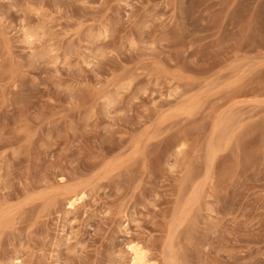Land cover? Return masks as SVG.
I'll return each mask as SVG.
<instances>
[{"label": "rangeland", "instance_id": "1", "mask_svg": "<svg viewBox=\"0 0 264 264\" xmlns=\"http://www.w3.org/2000/svg\"><path fill=\"white\" fill-rule=\"evenodd\" d=\"M263 83L264 0H0V264H264Z\"/></svg>", "mask_w": 264, "mask_h": 264}, {"label": "bare ground", "instance_id": "2", "mask_svg": "<svg viewBox=\"0 0 264 264\" xmlns=\"http://www.w3.org/2000/svg\"><path fill=\"white\" fill-rule=\"evenodd\" d=\"M258 82V81H257ZM251 84V83H250ZM257 84V83H256ZM264 84V83H263ZM252 86V85H251ZM254 86V84H253ZM258 87V86H257ZM262 87V86H261ZM247 88V87H246ZM255 88V87H254ZM264 89V88H263ZM261 90V89H259ZM254 91V90H253ZM256 91V90H255ZM239 92V90H238ZM252 92V91H251ZM261 94V93H260ZM189 106V105H188ZM232 122V121H231ZM226 124V123H225ZM224 124V125H225ZM230 124V123H229ZM229 128V127H228ZM225 129V128H224ZM231 129V128H230ZM228 131V130H227ZM226 133V132H224ZM226 135V134H225ZM222 137V136H220ZM223 140V139H222ZM228 142V139H227ZM215 146V145H214ZM220 149V147H219ZM194 173V172H193ZM198 176V175H197ZM195 178V177H194ZM196 180V179H195ZM195 183V181H193ZM186 184V183H185ZM187 186V185H186ZM189 187V186H188ZM197 187V186H196ZM191 189V188H190ZM79 190V189H78ZM76 192V191H75ZM84 192H76L72 194L70 197L69 206L73 207L79 200L83 199ZM11 219V218H10ZM4 221V220H3ZM131 254H132V264H157L156 260L153 261L150 257V254L146 251V249L140 244L132 242L130 245Z\"/></svg>", "mask_w": 264, "mask_h": 264}]
</instances>
